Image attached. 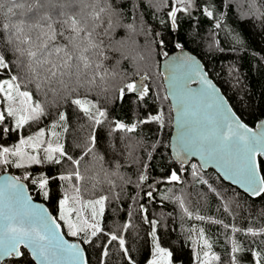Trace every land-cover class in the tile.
I'll return each mask as SVG.
<instances>
[{
  "label": "snow or ice",
  "instance_id": "obj_1",
  "mask_svg": "<svg viewBox=\"0 0 264 264\" xmlns=\"http://www.w3.org/2000/svg\"><path fill=\"white\" fill-rule=\"evenodd\" d=\"M125 0H0V141L5 136L15 134L18 142L10 146L0 143V166H15L27 168L32 165L54 166L38 174L28 172L23 179L31 176V184L44 199L52 198L59 208L56 217L50 216L41 205L32 203V196L25 192V185L20 177H6L0 185V264H88L82 245H92L94 238L103 234L101 218L104 215L106 202L118 200L120 193L111 191L110 195H99L95 199H84L81 184L87 179L82 175L80 165L82 160L90 154L93 158L104 161L98 150L103 147L96 131L103 127L105 122L114 124L109 128L108 135L114 132L133 133L138 125L156 122L160 129L165 127V115L162 109L151 114L144 105L146 115L131 124L117 119L109 120L108 110L101 108L98 102L88 98L93 86L98 82L103 84L108 76L115 77V67L110 72L105 62L110 60L109 52L119 51L118 46L124 44V39H114L117 28L126 29L129 33L143 32L148 34L147 27L137 23L143 5V0L132 4L127 0L129 9L122 5ZM158 0H150L147 7L153 8ZM167 4V0H163ZM199 0H174L170 10L166 13L173 28L178 27V13L192 14V8L198 6ZM224 0H221V6ZM135 9L132 12L131 9ZM248 14L264 17V11L256 5V0H250ZM213 5L203 8L207 17L214 16ZM126 16L130 23H124ZM218 21L222 17L217 18ZM220 28L221 24L216 23ZM173 37V41H175ZM167 37H160L149 41L157 47L165 45ZM176 48H183L175 42ZM167 56V52H163ZM144 57L141 56L140 59ZM180 65L188 70L199 68L192 57L177 58ZM116 61V66L119 65ZM175 64V61L173 62ZM206 77V73H199ZM147 75V74H145ZM143 79L125 84L118 89V100H123L126 93L134 94L138 105L143 104L149 95L148 85ZM192 77L184 79L175 75L168 77L171 94L177 98L175 110L177 112L178 127L181 131L177 137L176 158L183 165L191 155L199 153L207 159L217 160L225 170L236 179V183L244 186L253 197L264 196V175L258 169H264V124L253 128L242 123L238 116L223 107V102L215 95V88L211 81L203 79L206 88L199 94L194 93L188 84ZM33 92L40 94L35 98ZM49 95L52 100L49 101ZM167 99V96L164 97ZM41 100L44 102L42 103ZM66 101L75 106L79 119L90 121L92 132L84 144H78L81 154L74 158L65 150L64 143L60 142L62 134L69 133L71 114L57 109L58 116L47 129L49 138L46 140V129L41 127L34 135H22L21 130L30 122L39 124L41 119L48 117V107H54L58 102ZM61 129L57 132L56 129ZM83 129V125H81ZM119 148L109 145L105 153L118 154L119 157H132L137 162L134 152L137 148L143 149L149 158V148L156 150L154 144H146L143 140L130 136L118 137ZM71 165L70 169L61 171L64 162ZM61 166V167H55ZM121 165L115 163L116 171L112 173L124 183H132L119 173ZM193 175L197 165L193 164ZM149 165L140 164L136 186L149 181L147 174ZM184 171L183 167L179 170ZM181 176L177 170L169 168L164 181L177 182ZM64 182L62 185L57 182ZM76 181V183H73ZM201 183L208 184L207 180ZM112 189L117 187L116 181L109 179ZM55 186V187H53ZM211 187V186H209ZM61 188L63 189L61 192ZM96 183L91 185L92 191ZM144 195L149 201L155 199L153 193L155 185L148 184ZM89 189L85 188V192ZM215 191V189H212ZM169 199L167 195L163 197ZM137 201L140 197L137 196ZM185 215L191 217L192 211L185 206V197L177 196ZM225 207H228L226 204ZM85 209L90 210V216L85 215ZM142 213L140 219L146 222L150 231V257L145 264H183L176 255V249L162 246V236L158 233L159 220L150 218L151 213L145 204L138 205ZM115 211V209L113 210ZM264 217V209L260 212ZM129 220L118 231L127 232L134 227L132 212H128ZM200 221L208 220L214 224H222L225 229L231 228L233 236L244 231L234 224H224L223 221L213 220L211 217L197 216ZM62 225L67 229V235L79 238V243H68L63 238ZM198 237L193 239L194 264H214L221 261V255L213 251V243L205 237V230L200 228ZM246 232L252 237L264 234V224L259 229L248 227ZM191 238V237H190ZM116 242L125 264H137L131 254V245L123 234L117 231L108 233V238L101 246L100 264H106L109 257V246ZM254 246L245 249L239 241L231 239V249L227 253V264H245L242 254L251 253L255 257L254 264H261L264 260V240L259 242V250ZM7 258V259H6Z\"/></svg>",
  "mask_w": 264,
  "mask_h": 264
},
{
  "label": "trees",
  "instance_id": "obj_2",
  "mask_svg": "<svg viewBox=\"0 0 264 264\" xmlns=\"http://www.w3.org/2000/svg\"><path fill=\"white\" fill-rule=\"evenodd\" d=\"M149 2L150 0H143L144 7L137 20V23L142 22L147 27V36L143 32L129 33L126 29H116L114 39H124L125 42L122 46H118L119 51L108 53L111 59L105 62V67L110 72L115 67L117 75L108 76L103 84L98 82L97 86H93L91 92L88 93V98L98 102L101 108L108 110L110 121L119 119L127 124L146 115L144 105L151 114H156L162 109L165 115V127L161 130L156 122H150L138 125L133 133L114 132L110 136L108 135L109 128L114 127V124L105 122L102 128L97 127L96 131L103 144L98 152L105 159L100 161L90 154L82 160L81 173L91 178L80 182L82 195L83 198L94 199L101 194L110 195L111 191H116L120 193V198L106 202L105 212L101 218L104 233L94 238L92 245L83 246L87 252L89 264H100L101 246L108 238V233L117 231V234H123L128 244L131 245V254L135 257L137 264H145L150 257V236L147 235L150 227L140 219L142 213L137 209L142 203L151 213L150 218L160 221L158 233L162 236V246L175 248L176 255L183 264H194V252L198 248L194 249L191 242L193 243V239L198 237V232L193 231L192 233L190 230L200 228L205 230V237L213 243V251L221 255V261L214 262V264H227L231 239L239 241L245 249L254 246V251L259 250V242L264 240V234L252 237L246 229L248 227L259 229L264 224V217L260 215L261 210L264 209V196H250L224 180L214 169L203 170L195 160L181 165L173 159L169 147L172 108L163 83L160 62L165 57L163 52L169 54L179 49L174 46L175 42L181 43L183 48L196 53L204 62L208 74L221 87L239 116L254 127L264 118V17L248 14L250 0H224L223 6H221V0H199L198 6L192 8L190 17L187 13H178V27L173 28L166 13L174 4V0H167V4L163 3V0H158L153 8L147 7ZM138 3L140 0H132V4ZM209 3L216 10L213 17H207L203 12V8ZM256 5L264 11V0H256ZM122 6L126 10L129 9L127 0ZM131 11L135 12V9ZM219 17L222 19L218 21ZM123 22L130 23L131 19L126 16ZM217 22L221 24L220 28L216 27ZM160 37H167L165 45L157 47L154 42L149 43ZM173 37L176 38L175 41ZM141 56L144 58L140 59ZM116 61L120 62L118 66H116ZM144 74H147L145 83L150 91L143 104L138 105L135 95L130 93H126L123 100L117 99L119 88L136 81ZM33 96L34 99L40 98V94L35 92ZM165 96L167 99H164ZM48 100H52L51 95ZM41 102L44 101L41 100ZM57 109L67 110L72 116L69 121L70 131L61 135L60 142L64 143L65 150L76 158L81 154V148L77 145L84 144L92 128L89 127L90 121L86 118L79 119L75 106L69 105L66 101L46 108L50 115L42 118L38 125L30 122L21 130V134L34 135L39 128L43 127L46 129L45 139L47 140L49 138L47 129L57 118ZM56 131L61 132V129L57 128ZM124 136L143 140L146 144H154L155 151L152 148L148 149L152 158L147 157L140 148L134 152L137 162H133L132 157H119L118 154L105 153L109 145L119 148L117 139ZM16 142H18V137L15 134L12 137L5 136L4 140L0 141L4 146H10ZM117 160L121 165L119 173L126 180L132 181V183L122 185L123 191H121L122 182L117 176L112 175L116 171ZM259 160L264 159L260 156ZM142 163L149 165L150 171L147 173L149 181L137 188L136 182ZM193 164L197 165L195 171L198 175H193ZM51 167L54 166L32 165L18 169L14 165H4L0 166V174L7 169L23 179L28 172L38 174ZM181 167L184 169L182 172L179 171ZM70 168L71 165L65 161L61 171ZM169 168L177 170L181 176L180 181L161 182L165 180ZM261 171L264 175V169ZM31 178L30 176L29 179L23 180L28 184L34 198L45 202L52 213L58 216V204L52 198L44 199L38 193L36 186L31 184ZM109 179L116 181L115 189L108 184ZM201 180H207L208 184L201 183ZM57 183L62 185L64 182L58 181ZM93 183H96L94 191L91 189ZM148 184L155 185L153 193L155 199L152 201L144 195V192L149 190ZM85 188L89 191L85 192ZM62 190L61 188V192ZM165 195L169 199H164ZM137 196L140 197L139 201L134 199ZM177 196L185 197V206L193 212L191 217L185 215L175 199ZM226 204L228 207H225ZM128 212H132L130 219L134 227H130L127 232L120 233L118 229L129 220ZM197 216L211 217L213 220L223 221L224 224H234L244 231L233 236L231 228L225 229L222 224H214L208 220L200 221ZM63 228L67 234L64 226ZM67 236L79 241L77 237ZM109 252L106 264H125L116 242L109 246ZM238 255L243 256L245 264L255 262V257L251 253L245 252ZM34 264H36L35 260ZM261 264H264V260Z\"/></svg>",
  "mask_w": 264,
  "mask_h": 264
},
{
  "label": "water",
  "instance_id": "obj_3",
  "mask_svg": "<svg viewBox=\"0 0 264 264\" xmlns=\"http://www.w3.org/2000/svg\"><path fill=\"white\" fill-rule=\"evenodd\" d=\"M185 58V57H192L196 64L199 65L198 69H195V65H193V69L192 70H188L185 67L180 65V61L177 60V58ZM175 61V64L173 63ZM160 70L162 72V78H163V83L166 89V94L169 98L170 104H171V108H172V131H171V136H170V142H169V147H170V151L172 154L173 159L176 162H179V160L176 158V149H177V137H178V133L181 131V129L178 127V121H177V112L175 110V105L177 103V98L175 95L171 94L170 88H169V80L168 77L175 75L178 78L184 79L187 76H191L192 79L188 84V87L196 94H199L201 89L206 88V85H204L202 83L203 79H208L209 81H211L212 85L215 88V95L218 96L219 100L223 102V107L230 110V112L232 114H234L235 116H238L241 120L242 123L246 124L248 127L253 128L254 130H256L257 132L261 131V129L258 127L261 124H264V118L261 119L254 127L250 126L249 124H247L240 116L239 114L236 112V110L234 109V107L232 106V104L230 103L229 99L227 98V96L225 95V93L223 92V90L221 89V87L214 81V79L208 74L207 69L205 68L204 62L202 61V59L193 51H191L188 48H179L171 53H169L167 56H165L161 62H160ZM199 73H206V77L201 76ZM141 78L143 79V83L146 82L147 80V75H142L139 76L136 80L137 83H139L141 81ZM259 157H257V160H259ZM264 159V157H262ZM192 160L197 161L200 166L202 167L203 170H208V169H214L224 180H226L227 182H230L231 184L237 186L238 188H240L241 190H243L244 192H246L247 194H249L251 196V194L247 191V189L242 186L241 184L236 183V179L234 177H232L230 175V173H228L224 166L218 162L217 160H212V159H207L205 157H202L199 153L195 154V155H191L187 158L186 162L184 164H189ZM180 163V162H179ZM258 173L260 175L262 174L261 169H258ZM10 176H16L14 175L12 172L6 171V172H2L0 174V185H2L4 183V180L6 177H10ZM17 177V176H16ZM21 182L25 185V192H27L29 195L32 196V203L35 205H41L43 209L47 210V213L50 216L56 217L52 211L50 210L49 206L40 200H37L34 198L33 194L31 193V190L28 186V184L26 183L25 180H23L21 178ZM253 197V196H252ZM62 234H63V238L65 240L68 241V243H79L78 240L75 239H71L67 236V234L65 233V230L62 226L61 228ZM83 249H84V255L88 260V255L87 252L84 248V246L82 245ZM36 264H40L39 261H36ZM89 264V262H88Z\"/></svg>",
  "mask_w": 264,
  "mask_h": 264
},
{
  "label": "rangeland",
  "instance_id": "obj_4",
  "mask_svg": "<svg viewBox=\"0 0 264 264\" xmlns=\"http://www.w3.org/2000/svg\"><path fill=\"white\" fill-rule=\"evenodd\" d=\"M1 107V106H0ZM7 171V169H5L3 172H6ZM84 199H88V198H84ZM95 199V198H94ZM85 215H89L90 216V210H88V209H85ZM65 227V226H64ZM65 229H66V227H65ZM66 231H67V229H66Z\"/></svg>",
  "mask_w": 264,
  "mask_h": 264
},
{
  "label": "bare ground",
  "instance_id": "obj_5",
  "mask_svg": "<svg viewBox=\"0 0 264 264\" xmlns=\"http://www.w3.org/2000/svg\"><path fill=\"white\" fill-rule=\"evenodd\" d=\"M192 233H193V231H192ZM195 236H196V234H195ZM193 237V236H192ZM192 237H191V239H192ZM191 244H192V242H191ZM198 248V247H197Z\"/></svg>",
  "mask_w": 264,
  "mask_h": 264
},
{
  "label": "flooded vegetation",
  "instance_id": "obj_6",
  "mask_svg": "<svg viewBox=\"0 0 264 264\" xmlns=\"http://www.w3.org/2000/svg\"><path fill=\"white\" fill-rule=\"evenodd\" d=\"M144 84H146V83L144 82Z\"/></svg>",
  "mask_w": 264,
  "mask_h": 264
}]
</instances>
